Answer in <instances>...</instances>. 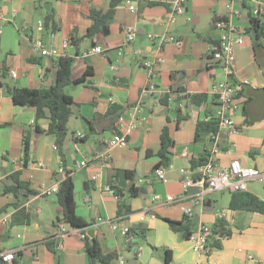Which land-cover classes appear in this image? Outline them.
Segmentation results:
<instances>
[{
    "label": "crops",
    "instance_id": "obj_1",
    "mask_svg": "<svg viewBox=\"0 0 264 264\" xmlns=\"http://www.w3.org/2000/svg\"><path fill=\"white\" fill-rule=\"evenodd\" d=\"M132 2L137 6L135 12L119 3L112 20L96 36L95 46H101L105 55L84 57L82 54L94 46L87 38L78 45L70 43L64 50L72 59L73 78L88 67L92 75L64 87L75 105L61 149L53 135L35 130V125L48 127V112L36 119L33 108L14 104L0 85V124H4L0 125V188L11 184L10 174L19 170L20 178L34 190L27 193L21 189L14 195L0 189V252L14 250L18 264H89L85 240L75 228L58 222L62 209L56 193H46L58 186L68 171L74 181L77 214L89 225L96 217L104 218L89 226L90 238L96 239L104 252L124 254L127 264H164L167 252L170 264H264V214L230 209L232 193L225 190L209 191L194 204V194L200 188L195 190L193 185L185 190L180 173V168H191L190 160L213 145L208 136L196 139L195 127L198 120L219 108L210 89L225 79L220 64L211 57L213 41L219 40L225 29L221 18L234 24L237 32L243 31L244 42L233 45V79L241 102L233 114L238 131L230 136L234 146L229 152L224 136L217 139L215 144L222 150L215 157L223 165L237 158L243 166L264 172V38L255 43L253 32L246 31L249 13L242 0H186L184 11L194 15L192 27L185 12L171 22L167 2ZM228 2L238 10V16L232 14ZM109 4L110 0H0V81L29 88L52 85L55 58L36 54L28 39L36 18L52 12L54 43L60 45L66 39L82 38L91 23L90 9H106ZM126 26L135 28V38L130 48L119 53ZM162 36L173 41L162 40ZM43 38L49 36L43 33ZM155 57L162 61L157 66L156 91L150 94L145 92L147 72L142 61ZM110 64L116 65V71ZM199 93L207 95L206 102L192 104L189 96ZM164 127L173 145L164 179L159 180L153 170L160 159L157 152ZM79 134L85 141H77ZM113 134L122 135L126 143L110 146ZM25 138L29 141L26 155ZM148 150L152 154L147 155ZM121 170L126 177L124 187L117 182ZM130 185L138 187V195L128 198L122 191V196L115 197L118 186L124 189ZM245 191L264 201V182L249 181ZM168 195L176 201L167 202ZM182 207L192 209V216H188L192 217L191 231L201 224L212 226L219 219L217 213L225 212L220 219L222 232L210 241L218 240L219 248L209 245V253L199 257L186 235L182 237L183 231L171 229L168 220L183 221L187 216ZM117 218L119 228L130 226L128 235L122 236L119 229L110 226L108 221ZM59 224L66 232L61 238L62 251L55 249ZM114 264L119 263L115 260Z\"/></svg>",
    "mask_w": 264,
    "mask_h": 264
},
{
    "label": "built area",
    "instance_id": "obj_2",
    "mask_svg": "<svg viewBox=\"0 0 264 264\" xmlns=\"http://www.w3.org/2000/svg\"><path fill=\"white\" fill-rule=\"evenodd\" d=\"M163 1L170 4L169 10V20L171 22L175 21L177 15L184 13V3L186 0H157ZM231 1V0H228ZM129 10L135 12L137 6L132 0H123ZM250 13L254 18H259V21L263 24L264 17H261L260 12L261 8L264 7V0H250ZM228 8L231 9L232 14L235 16L239 15L238 10L232 9L231 2H228ZM236 26L231 23L225 25L223 34L217 43L212 44L211 57L213 60L218 62L225 74V79L214 83L211 86L210 94L215 97L219 103V108L214 114H208L205 116L204 120L208 121L210 118L214 117L218 120V130L215 134L210 135L209 140L213 144L209 150L210 156L208 160L204 163L198 165L195 169L192 168H180V173L182 174V182L187 190L189 187L195 185L200 188V192L194 194V204L200 202L201 197L212 190H225L231 193L237 191H245L247 189V183L252 180H259L264 182V172L258 170L252 166H243L237 158H232L228 161L226 165L219 163L216 159V154L222 150L218 145L215 144L217 139L220 136H224L225 143L227 145L226 151L229 152L234 146V142L230 138L232 134H235L238 131L237 125L233 120V114L240 108L241 102L239 98V88L236 85V82L233 79V45L242 44L244 42L243 31L237 32ZM43 33L49 36V39L43 38ZM123 40L120 46L118 47V52L122 53L127 48L131 47V44L135 38V28L133 26H126L123 30ZM150 38L153 36L148 34ZM55 32L51 28H47L45 25V14H40L34 23V32L29 34L28 39L33 51L43 57H52L58 58L64 56V50L69 46L70 40H63L60 45H55L54 43ZM162 40L173 41L171 37L162 36ZM134 55L138 54V51L131 49ZM91 53H100L105 55V50L101 46H93L87 49L82 55L88 56ZM162 61L160 57H155L153 59H144L142 61V67L147 72V82L145 87V92L154 94L156 91V82L159 78V69L157 68L158 64ZM110 69L116 71L117 67L114 64H110ZM12 77H15V73H11ZM42 77V75H41ZM247 83V81L245 80ZM244 82V83H245ZM160 97H158L159 99ZM171 99V96L168 97ZM181 106V104H179ZM131 126H134L132 124ZM82 137V134H79ZM126 143L125 138L119 134H113L109 140V145H123ZM106 159V156H103ZM85 163L83 162L82 165ZM164 166H157L153 170V175L159 179H164ZM197 173L199 177L194 178L192 174ZM58 186L54 185L46 191V193H56ZM116 198H119L118 195H115ZM158 196H155L156 198ZM167 202H175L176 198L172 195L166 196L165 199ZM183 212L187 216H192V209L190 207H182ZM219 219L225 216V212L220 211L217 213ZM144 215H141L143 219ZM104 218L96 217L94 222L88 224V227L77 229L79 237L85 239L87 230L92 224L96 225L97 223L103 222ZM110 226L113 229H119V232L122 236H126L130 232V226L125 224L124 226L118 227L119 218L109 220ZM59 240L55 245L57 251H62L63 243L61 238L66 234L62 224H59ZM213 232L211 226L206 224L199 225L195 230H193L188 235V241L190 242V247L193 252L199 257L206 256L209 253L210 241L213 237ZM15 258L14 250H7L0 252V264L5 262H11ZM249 259H254L252 255H248ZM116 261L119 264H127V258L122 253H117ZM164 264H170V262H165ZM197 264H200L197 262Z\"/></svg>",
    "mask_w": 264,
    "mask_h": 264
},
{
    "label": "trees",
    "instance_id": "obj_3",
    "mask_svg": "<svg viewBox=\"0 0 264 264\" xmlns=\"http://www.w3.org/2000/svg\"><path fill=\"white\" fill-rule=\"evenodd\" d=\"M123 0H110V4L106 9H96L91 8L89 13V18L91 23L87 28L86 34L82 38H71L70 43L78 45V42L87 38L90 40V44L95 46L96 36L102 32V28L109 23L114 15V10L116 5L121 3ZM244 6L248 9L249 13V27L246 28L247 32H253V39L255 43H261V39L264 38V25L259 21V18H254L250 13V0H242ZM148 3H155L148 1ZM261 17H264V7L261 8ZM221 21L227 25V18H221ZM50 24V28L55 32L56 24L53 20L52 12L45 13V25L46 27ZM218 40L213 41L217 43ZM71 61L72 59L68 56H61L55 59L56 62V74L55 82L49 87L40 88H29V87H18L11 86L6 82L0 81V85L5 88L6 92L10 95L12 101L16 105L27 106L33 108L35 111L36 119L46 117V112H48V127L46 129L39 128L35 125V130L37 132L51 134L54 136L56 145L61 149L64 145L65 140L69 134L68 122L73 114L72 107L75 105L72 97L65 93L64 87L70 83H81L87 76L92 75V70L90 67L86 68L85 72L76 78L72 77L71 71ZM218 63V62H217ZM2 77H5L4 71L2 72ZM240 93V92H239ZM215 98V97H214ZM207 95L204 93L192 94L189 96V100L192 104L201 105L206 102ZM166 101V99H163ZM113 110V109H111ZM111 110L109 112H111ZM180 118V115H179ZM178 118V119H179ZM4 125V124H0ZM218 130V120L214 117L210 118L208 121L200 119L196 123L195 127V137L196 139L204 138L205 136L210 137ZM161 147L157 152L159 156V161L155 165L157 166H168L169 157L168 153L173 145V139L167 127H164L161 132ZM25 155L29 150L28 138H25ZM77 141H85L84 137L77 139ZM152 154L151 150L147 151V155ZM210 156L209 150H205L197 158H192L190 160V166L195 169L198 165L204 163L208 160ZM26 163V162H24ZM21 172L16 170L10 174L12 179L11 184H5L0 189L4 193H13L17 195L21 189L26 190L27 193H33L34 190L29 187V183L23 181L20 178ZM194 178L199 177L197 173L193 174ZM122 191H126L128 198L135 197L139 193L138 187L130 185L128 188L117 187L114 190L115 195L122 196ZM56 200L62 209V216L58 219V222L64 221L69 224L72 228H84L88 226V223L77 214L76 202H75V186L73 177L68 171L64 173V177L59 180L58 190L56 192ZM123 205V204H121ZM229 207L232 210H243L249 212H256L264 214V201L249 193L247 191H237L233 192ZM126 211L129 210L127 207ZM171 229L176 232L186 231L188 235L192 232L190 228V223L192 222V217L184 216L183 221H173L168 220ZM223 223L218 219L212 226V232L214 236H218L222 232ZM213 236V237H214ZM84 249L88 256L89 264H114L117 253L115 251L104 252L99 242L96 239L86 236ZM53 249V243H48ZM210 247L219 248L220 244L218 240L213 239ZM209 247V248H210ZM14 264L18 262L13 259ZM169 253L167 252L165 262H170Z\"/></svg>",
    "mask_w": 264,
    "mask_h": 264
},
{
    "label": "water",
    "instance_id": "obj_4",
    "mask_svg": "<svg viewBox=\"0 0 264 264\" xmlns=\"http://www.w3.org/2000/svg\"><path fill=\"white\" fill-rule=\"evenodd\" d=\"M125 180H126L125 172H124L123 170H121V171L119 172L118 177H117V182L119 183V185H121V186L124 187V186H125ZM194 189L197 190L198 187L196 186ZM87 234H88L90 237L92 236L91 231H88ZM185 235H187V232H186V231L183 232L182 237H185Z\"/></svg>",
    "mask_w": 264,
    "mask_h": 264
},
{
    "label": "rangeland",
    "instance_id": "obj_5",
    "mask_svg": "<svg viewBox=\"0 0 264 264\" xmlns=\"http://www.w3.org/2000/svg\"><path fill=\"white\" fill-rule=\"evenodd\" d=\"M185 8V5H184ZM186 16H189L188 18V24L192 27L193 23H192V18L194 17V15L191 13V11H184ZM203 20V19H202ZM204 22V21H203ZM0 50H2V48L0 47Z\"/></svg>",
    "mask_w": 264,
    "mask_h": 264
}]
</instances>
